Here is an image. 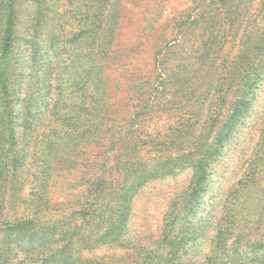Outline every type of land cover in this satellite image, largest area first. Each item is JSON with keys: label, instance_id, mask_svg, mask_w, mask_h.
<instances>
[{"label": "rangeland", "instance_id": "374dc122", "mask_svg": "<svg viewBox=\"0 0 264 264\" xmlns=\"http://www.w3.org/2000/svg\"><path fill=\"white\" fill-rule=\"evenodd\" d=\"M97 2L104 0H0V67L7 65L3 47L14 4L15 69L23 80L10 104L0 86V204L12 218L34 216L36 201L43 198V223L61 220L66 227L74 226L87 187L101 178L112 179L123 150L121 143L112 149L116 133L130 131L129 148L136 141L141 156H156L162 151L158 141L183 129L197 136L211 116L224 121L246 66L240 56L252 54L264 42V0H111L112 17L108 9L93 16ZM100 15L104 27L91 56L93 80L81 88L74 84V36L82 33V24ZM110 24L117 26L114 37ZM244 42L249 45L245 50ZM222 88L228 93L219 108ZM86 90L94 116L81 110L88 107L80 95ZM26 96L31 99L24 101ZM147 100L157 105L154 111L144 110ZM36 107L41 110L37 115ZM82 115L90 124L97 121L103 133L83 141ZM74 131L81 135L74 138ZM231 134L208 167L201 183L205 191L192 196L200 202L198 214L210 212L204 227L207 238L199 247L213 264H232L221 250L212 251L218 229L229 223H234V233H244L242 242L247 238L264 246L263 81ZM194 184L190 166L148 182L134 198L122 245L83 249L80 257L97 264L162 261L157 250L169 207ZM21 248L27 251L28 245ZM257 255L264 256V248ZM207 258L185 255L168 264H209Z\"/></svg>", "mask_w": 264, "mask_h": 264}, {"label": "trees", "instance_id": "16d2710c", "mask_svg": "<svg viewBox=\"0 0 264 264\" xmlns=\"http://www.w3.org/2000/svg\"><path fill=\"white\" fill-rule=\"evenodd\" d=\"M214 1L224 2L226 0ZM112 3L111 0H104L103 4L97 2L93 16L108 9V16L112 17L114 9L113 6L111 7ZM16 9V5L12 4L3 47V59L7 65L4 68L0 67L2 98H5L9 104L13 98L15 99L17 88H21L23 84V80L20 79L15 69L17 54L14 53V34L18 19ZM103 27L104 19L100 15L98 20L82 24L79 27L82 33L74 36V84L76 86L87 88V83L93 80L90 64L94 62L91 56L95 45H98L95 39ZM116 27V24L109 25L112 37H114ZM247 47H249L248 43L244 42V50ZM252 52V54L240 56L246 66L236 84V99L232 110L224 121H220L217 115L211 116L197 136L193 137L191 131L183 129L175 137L164 142L158 141L157 145L162 151H158L159 154L156 156H141L136 141L129 148L130 131L125 134L116 133L112 149L121 143L123 150L112 168L113 172L110 174L112 179L101 178L87 187L85 196L78 201L79 206L75 214L79 222H74V226L66 227L67 222L61 220L43 223L40 214L45 211L47 205L43 198L37 199L35 215L27 219L12 218L4 214L0 204V264H97L96 260H83L79 252L102 245H122L129 232L134 198L141 188L150 181L173 176L185 166L193 168L195 184L187 196L176 200L169 207L162 245L157 250L162 261L156 264L179 262L185 255L193 258H198V256L207 258L209 253H205L199 246L207 238L204 227L210 212L206 215L198 214L196 206L198 207L200 202L192 196L198 190L205 191L201 183L207 179L209 165L217 159L225 142L231 138L235 123L244 115L255 98L260 81L264 82V69L262 68L264 42ZM77 53L85 55L79 58ZM224 89L219 90L221 100L219 108L226 102L228 90ZM87 91H82L80 94L82 102L87 99ZM23 99L29 101L31 98L26 96ZM84 105H88V101ZM154 107L157 105L149 100L145 101L143 106L147 112L154 111ZM81 110L85 115L94 116L89 105ZM40 111L38 107L35 108L36 115ZM80 118L83 122L82 127H84L83 141L98 133H103L99 130L97 121L90 124L85 120L88 118L83 115ZM135 120L136 117L132 118L131 123ZM80 121H76L75 124H79ZM131 126H136V123ZM91 130L93 131L92 136L88 134ZM80 135L81 133L74 131V138ZM173 147L182 149L172 152ZM113 173L118 177L111 176ZM233 224L229 223L225 228L222 226L218 229L217 246L212 251L221 250L222 255L224 252L227 257H230L232 264H264V256L257 255V252L263 250L264 246L256 244L257 242L249 243L247 238L245 242H242L244 233H234ZM234 234H236V240L232 247H229L228 241ZM24 244L28 245L27 251L21 248ZM25 252H28L26 256L23 255ZM207 260L209 264H213L210 262L211 258Z\"/></svg>", "mask_w": 264, "mask_h": 264}]
</instances>
